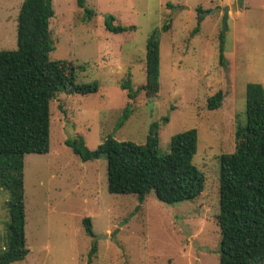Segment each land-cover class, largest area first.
Masks as SVG:
<instances>
[{"label":"rangeland","instance_id":"374dc122","mask_svg":"<svg viewBox=\"0 0 264 264\" xmlns=\"http://www.w3.org/2000/svg\"><path fill=\"white\" fill-rule=\"evenodd\" d=\"M22 1L0 0V50L16 48ZM86 6L95 12L88 20L74 0H52L49 58L72 62L75 81H96L98 91L59 92L50 101L49 151L24 156L28 253L11 264H220L219 155L234 150L235 125L245 121L246 84L264 88V0H86ZM107 14L134 29L106 30ZM169 18L170 28L160 30ZM154 30L158 93L148 97L141 91L129 100L119 84L130 80L136 89L145 82V42ZM221 37L224 65L218 60ZM219 90L221 104L209 110L207 100ZM127 105L129 116L118 126ZM189 128L197 130L193 164L204 188L195 199L173 204L160 202L153 191L143 202L135 194H110L106 159L82 161L65 144L80 136L94 150L107 135L142 144L152 129L163 154L170 137ZM8 197L0 188V251ZM86 217L92 236L83 226Z\"/></svg>","mask_w":264,"mask_h":264},{"label":"trees","instance_id":"16d2710c","mask_svg":"<svg viewBox=\"0 0 264 264\" xmlns=\"http://www.w3.org/2000/svg\"><path fill=\"white\" fill-rule=\"evenodd\" d=\"M83 9L84 20L95 15L86 0H74ZM242 3V0H237ZM168 5V4H167ZM200 11V8H197ZM54 16L52 0H23L16 24V48L0 50V188L8 193L5 208V246L0 251V264L23 260L28 249L25 239V196L23 163L25 154H44L50 148V101L59 92L91 94L98 83L75 81L73 63L51 60L54 48L50 20ZM112 14L104 16V27L112 33L134 29L115 23ZM171 26L169 18L162 31ZM196 26L192 33L198 31ZM159 34L154 30L145 42V82L133 89L130 80L119 87L132 100L143 91L148 97L159 90ZM218 60L224 65V39L218 45ZM219 90L207 100L214 110L221 104ZM130 108L123 109L118 126L128 118ZM244 123L234 129V150L219 155L220 264H264V88L260 83L246 84ZM196 128H189L170 137L169 150L158 151L157 134L152 129L142 144L117 140L107 135L94 150L77 136L65 144L82 161L104 157L107 166V191L110 194H135L139 202L153 191L165 204L195 199L203 191L204 177L193 164L197 151ZM92 236L90 218L82 220ZM96 251L93 244L88 262Z\"/></svg>","mask_w":264,"mask_h":264},{"label":"water","instance_id":"95a60500","mask_svg":"<svg viewBox=\"0 0 264 264\" xmlns=\"http://www.w3.org/2000/svg\"><path fill=\"white\" fill-rule=\"evenodd\" d=\"M220 10V8H216L214 9L210 14L216 12ZM227 10H228V6H226V8H223L222 11L225 13V18H224V28H225V23H226V20H227ZM158 38V36H156ZM155 135V133H153Z\"/></svg>","mask_w":264,"mask_h":264}]
</instances>
